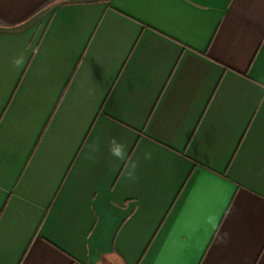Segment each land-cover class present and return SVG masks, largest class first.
<instances>
[{"label":"crops","instance_id":"0c3cea01","mask_svg":"<svg viewBox=\"0 0 264 264\" xmlns=\"http://www.w3.org/2000/svg\"><path fill=\"white\" fill-rule=\"evenodd\" d=\"M0 264H264V0H0Z\"/></svg>","mask_w":264,"mask_h":264},{"label":"clouds","instance_id":"9594fccd","mask_svg":"<svg viewBox=\"0 0 264 264\" xmlns=\"http://www.w3.org/2000/svg\"><path fill=\"white\" fill-rule=\"evenodd\" d=\"M19 63V62H17ZM109 153L114 158L124 161L127 156L126 146L123 143L117 142L114 138L110 142ZM129 179L135 180V165H132V170L128 172Z\"/></svg>","mask_w":264,"mask_h":264}]
</instances>
